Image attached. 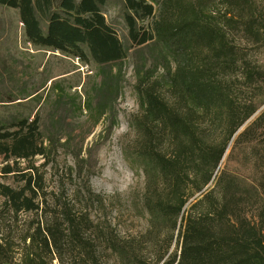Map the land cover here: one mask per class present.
<instances>
[{"label":"trees","instance_id":"trees-1","mask_svg":"<svg viewBox=\"0 0 264 264\" xmlns=\"http://www.w3.org/2000/svg\"><path fill=\"white\" fill-rule=\"evenodd\" d=\"M121 1L128 47L106 0L0 5L17 11L30 44L98 68L84 104L56 96L94 125H114L133 50L129 156L147 227L120 228L86 174L73 173L80 187L51 188L46 168L70 140L44 133L37 114L14 117L0 121V264H264V0Z\"/></svg>","mask_w":264,"mask_h":264},{"label":"rangeland","instance_id":"rangeland-1","mask_svg":"<svg viewBox=\"0 0 264 264\" xmlns=\"http://www.w3.org/2000/svg\"><path fill=\"white\" fill-rule=\"evenodd\" d=\"M102 11L107 23L128 47L122 1L106 0ZM135 59L133 50H129L114 105L117 116L114 125L106 119L94 125V118L85 109L70 110L69 100L58 102L56 96L61 89L75 107L84 104L100 82L98 68L30 44L24 37L17 11L0 5V121L8 122L14 117L32 120L37 114L44 133L68 138L70 147L60 148L46 168L49 186L75 189L82 185V179L75 175L86 174L92 190L106 198L109 216L126 232L138 234L146 229L148 215L141 206L144 176L129 156L135 140L130 121L139 112L134 91ZM32 93L35 95L28 97ZM76 155L80 161L75 160ZM225 159L226 155L219 172ZM4 181L12 183L9 178ZM174 248L175 243L170 250Z\"/></svg>","mask_w":264,"mask_h":264}]
</instances>
